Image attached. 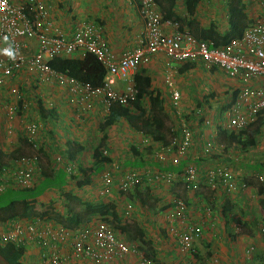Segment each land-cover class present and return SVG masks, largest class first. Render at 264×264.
Returning <instances> with one entry per match:
<instances>
[{"label": "crops", "instance_id": "obj_1", "mask_svg": "<svg viewBox=\"0 0 264 264\" xmlns=\"http://www.w3.org/2000/svg\"><path fill=\"white\" fill-rule=\"evenodd\" d=\"M12 1L15 4H20L25 0ZM41 1H43L49 8V16L47 20L51 24H53L55 29L60 34L64 36L71 34L78 22L84 20L85 18H90L89 16L91 15H95L94 18H92V21L99 24L103 28V33L105 35L108 47L116 57H118L127 48L135 46L142 37L143 20L138 11L137 0ZM258 1L259 0H244L245 10L248 18L250 19V23L257 18L264 16V9L260 7L264 4L262 2L258 3ZM224 2L225 0H200L192 16L195 21V26L206 28L210 24H213L216 32L220 35H223L227 31V6L224 7ZM100 5H104L107 11L98 10ZM171 11L179 17L187 18L184 0H173ZM261 11L262 14L259 15ZM163 30L168 31L169 26L163 27ZM20 41L22 42V53L24 55L31 56L36 52L37 42L35 39L25 37ZM165 63L166 57L163 53L159 52L151 55L148 57L147 61L144 64L140 65L136 69L133 77L135 75H144L148 77L150 80V90L153 89L154 91L157 90L159 92L161 105L164 108L165 112L169 114L168 118L172 119L173 126L171 129V133H173V137L177 136V134L179 133L178 125L180 119L184 118L187 121L193 133L192 144L188 149L187 154L181 159L179 164L175 166L169 165V167H162L154 157L155 152L158 149V144L155 145V141H153L150 136L134 131L129 125H127L125 121L120 120L115 124L107 127L105 131L107 135V139L105 141V144L107 146V149H105V151H107L105 155L110 157V162L97 165L94 163V161L91 164H87V161H85L84 163L79 162L78 165H81L83 168L96 166L97 169L101 167L98 172L90 175L88 184H85L81 187L77 186L78 188H83L84 192L86 191L84 190V187L87 186L89 187V189L92 188L94 179L96 180L97 178H99L100 172L106 168L113 171L132 169L133 166H139L138 168H135L138 170L151 169L145 164H147V162L154 161L157 164L156 166H160V170H164L165 168L164 171H167L171 170L170 167L178 168V166L181 165L180 169L182 172V168L184 167L186 162H191L195 163V165L197 166H202L203 162L209 160V158L201 154V144L205 139L211 138V136L213 135V139L217 141V132L218 128H220V113L225 109L230 108L228 105L232 100L234 93L240 89L242 84L238 80V78L228 76V74H226L221 69L215 67L208 68L198 60L186 62L183 64L173 62L170 67L166 66ZM166 81H170L174 90H177L179 93V100L177 101L176 105H172L170 88H168ZM123 84V80H118V82L116 83L118 87L122 86ZM261 84L262 82L260 80L258 82L252 83L253 86H258ZM11 92H15L19 97L21 96L20 98L23 99V102L21 103L23 108L28 105V109L26 110V112H24L25 109L24 111H19L18 104L16 102L14 103L13 100L11 101ZM31 95L33 97V100ZM46 98L48 99L46 100ZM234 98H236V95ZM45 101L49 102L47 106H45L44 104ZM148 103L149 102L146 96L141 99V104H143V106H148ZM11 106H14V108L16 109L15 112L17 113H14L11 117H9L7 111ZM86 107H89L90 109L86 110ZM171 107H176L177 109L174 112L168 111L167 108ZM51 108H53L54 112L52 114L53 117L51 114L46 115L47 113H45L48 109ZM42 113L47 116V118L45 119L46 121L50 117L57 119L59 121V126L62 129H78L77 133H79L81 131L80 127H82V129H86V132H88L90 135L92 134V136L100 137L101 132L98 127L103 119V115L106 113V110L96 99H87L83 103L75 102L73 98H70V95L67 93L66 88L59 86L54 82L45 83L41 80V76L39 73L27 72L25 67H22L19 70L15 71L10 78L6 79L5 84L0 87V150H2L5 154H9L12 150L18 148L20 149V151L22 150L25 153L27 151V147L29 146L27 144H24L21 139L24 138L23 135L25 136V132L23 134V131L26 129L27 124L33 122H42V125L47 128V123L44 124L45 120L40 117L42 116ZM259 116L261 117V123L257 127L256 134L254 135L255 144L254 147L252 146L253 151L257 153L256 155L250 154V150H252L251 148L247 149L249 148L247 147L244 150L241 149L238 145L235 148H229L227 150L228 153L224 155L225 157H221L217 154V158L210 159V162H212V165L216 163H224L225 165H228L231 168L234 176L236 177L237 182L244 181L243 178L250 175V177H257L259 181H262L261 183L264 187L263 178L259 175L256 176V174L251 171V168L255 167L258 164L256 163V161L264 160V112ZM34 118L36 119L34 120ZM206 119H209V121L212 123L211 125H216V127L213 129V127L211 126L209 127L208 125H204ZM17 123H19V126H17ZM13 126H17V128L20 127V130H15V132H19H17L14 138L13 135L15 132L13 133V135H10V129L14 128ZM44 127L41 129L43 134L42 136L45 135ZM55 127H57V124H55ZM39 129L40 127L38 126L37 138L38 140H41L40 147L44 152V154L41 155V160L43 158H46V156H50V158L52 159V157L55 155H52V152H57V150L54 149L55 145L58 146L59 144L58 147L61 148L60 150H64L66 141H63L61 143L59 139L58 144H47L45 141L46 135L44 137L40 136L41 130ZM124 134L128 136L142 135L144 139L148 140V142L147 140H144L145 144L142 145H144L145 147L149 146L150 144L154 146H149L147 147L148 149L145 148L144 152L142 151V148H140V143H143L144 141H139V138H137L135 142H131V145L134 144V149L135 151L139 152L141 158L135 156L134 158H131L130 161H127L128 158H123V155H127L128 150L124 151V148H122L120 141V139H123ZM90 135L86 137L82 135L78 137L76 135L80 140V144H82L85 149L91 145L85 144L86 139L89 138ZM14 139L15 142L13 143ZM90 139L92 140L93 138L90 137ZM98 140L96 142V146L98 144ZM11 143L14 144V146H12ZM163 143H168L165 140L164 134L163 142H161V144ZM129 146H126V148H130ZM152 148L154 149V151H151ZM241 150H243L244 154H240V152H242ZM63 158L64 163L67 164L69 160L65 157V155ZM5 159L6 160L4 164L13 166V163L15 161L14 159H11L7 156L5 157ZM252 162L256 165L253 166V164H251ZM51 163L52 169L50 168V171H54L56 168V166L54 165V160H51ZM73 164L74 173H65L67 174V176L76 175L77 178L79 177L74 181L76 186V182L81 179V175L77 171V164ZM150 164L152 165L153 163H149V165ZM248 165L250 169L247 168ZM261 167H263V165H261ZM154 168L159 169L158 167ZM202 169L204 168L202 167ZM171 171L175 173V177L179 176L177 177L179 180L175 181V179L174 182L170 185H167L165 183H161L158 185L154 183L152 184L147 181V179L145 180V177L142 178V180L145 181L143 185L145 184L150 188V194H152L153 197L158 198L157 202L155 203L158 204L157 209L160 211L157 214L152 211V219L150 217L149 219H151L152 225H154L155 230L157 229L160 233L165 232V234L170 235L166 239L162 240L159 234L155 230H152V235L155 238L154 240H152L154 243L152 244L154 247L151 245L152 253L158 256L162 251L165 250V255L168 257V264H191L195 261L193 257L194 254L204 253L203 248H206L208 252H205L204 256L208 255V258L205 257L207 259V263L249 264L250 257L248 256L247 252L251 248L250 245L255 242L257 233L255 232L256 230L253 229L250 225L251 221L249 224V222L246 220H252V215L254 214V212H256V215L260 214L262 218L264 217V212L260 206L261 196L259 197V200L257 202V200H255L257 195L252 194L250 196H246L243 193H239L240 189H236L233 193L226 192L223 186H219L218 189L212 191L213 193H211L210 195L203 194L202 191H196L192 193L183 187L180 180L181 173L179 175L175 168H173V170ZM263 171L264 169L261 168L260 173H263ZM205 172L206 171L204 170H200L201 174H204ZM76 176L74 177L76 178ZM202 176L203 175H201V177ZM42 177L43 176H38L39 179H42ZM201 177L199 178V180L201 179ZM177 182L179 183L180 191L176 189L175 185L178 184ZM257 185L258 183L249 186L251 187V193H256ZM154 186H156L157 188L161 187V189L158 190V192L161 191V194H157V190L153 188ZM97 187H99V185H97ZM128 194L130 193L120 195L118 194V192H116V190H114L112 196H116L113 197L112 204H114L116 207V199L118 198V195L126 196V199L124 200L125 204L130 201L132 203V200H134L135 197L129 198ZM42 195H46L45 191L42 193ZM91 196H93V193H91L88 197L90 198ZM144 196L145 197H143V199L148 198V195ZM160 196H164L166 202H164L162 198H160ZM176 197L182 198L186 203L185 213L181 218H176L174 216L176 212V206L173 200ZM16 202H19V200L14 201L13 206L16 204ZM139 205L142 206L143 201L142 204ZM54 211L57 210L54 209ZM19 212H22V207ZM15 214L17 213L15 212L11 215ZM3 215H10V213L7 214V212H3L2 210L0 212V216L3 217ZM138 215H140V212ZM16 218H18V216L6 219L12 220ZM0 221H3L1 220V217ZM44 222L45 224H52L51 222L54 223L56 221L44 219ZM183 224L198 225L201 228V234L192 243V249L190 251L181 250L180 245L178 246V231L181 229V226ZM176 225L178 226L175 228L174 226ZM246 227H249L250 229L246 230ZM148 228L150 229L151 227ZM251 229L254 235H251ZM174 230H177V232ZM121 237L127 243L133 244L128 242L122 236V234ZM137 240L140 241L139 239ZM257 242L259 243L260 241L257 240ZM139 244L142 243L140 242ZM20 246L22 248V252L19 259V264H40V248L36 244L35 240H25ZM136 247L141 253L145 254L144 251L139 248V246ZM152 260L154 261V258Z\"/></svg>", "mask_w": 264, "mask_h": 264}, {"label": "built area", "instance_id": "obj_2", "mask_svg": "<svg viewBox=\"0 0 264 264\" xmlns=\"http://www.w3.org/2000/svg\"><path fill=\"white\" fill-rule=\"evenodd\" d=\"M137 3L143 20L142 37L135 46L116 57L108 47L103 28L93 21L78 22L71 34L64 36L47 20L49 8L43 1L25 0L15 4L12 0H0V87L15 71L25 67L27 72L39 73L43 82H54L66 88L75 102L96 99L107 111L113 102L127 105L134 100L136 86L133 74L149 56L161 52L166 57L165 65L168 67L173 62L183 64L198 60L208 68L215 67L228 76L238 78L242 86L233 105L220 113L219 125L230 132L243 130L253 123L259 112L264 110V16L249 23L239 38L216 46L208 40L195 37L186 28L179 30L176 22L161 13L154 0H137ZM167 26L169 30L164 31L163 27ZM25 37L37 42V50L31 56L22 53L20 40ZM85 54L93 55L105 69L100 86L82 83L47 64L53 56L82 57ZM118 80L124 82L120 87L116 85ZM259 80L261 85H252ZM166 84L170 88L172 105H176L179 93L170 81H166ZM7 113L11 117L15 108L11 106ZM211 124L206 119L204 125L214 129L216 125ZM178 126V138L174 136L169 143L158 145L155 152V160L161 166L179 164L192 144L193 133L187 121L181 118ZM25 135L30 147L35 150L38 125L27 124ZM213 138L214 135L205 139L200 149L203 156L216 159L224 145ZM53 160L56 167L61 165L66 173H74V162L64 163L59 153L54 155ZM39 172L35 154L15 159L13 166L0 165V192L9 188H31L36 184ZM199 175H203L207 184L214 189L221 185L227 192H234L245 187V182H237L231 168L224 163H216L201 174L199 167L191 162H186L182 168L180 180L183 187L192 193L196 192L200 185ZM143 177L152 184L169 185L174 181L175 173L157 168L122 171L106 168L99 174V194H108L113 188L121 195L132 193L136 186L143 184ZM173 202L176 206L174 216L183 217L186 208L184 200L176 197ZM132 211L131 201L127 202L124 215L129 216ZM51 223L45 224L44 219L37 216H19L4 221L0 223V245L11 241L19 246L25 240H35L40 248V264H155L135 245L124 241L106 216H91L74 227ZM200 234V226L183 224L178 233L181 250L191 249Z\"/></svg>", "mask_w": 264, "mask_h": 264}, {"label": "trees", "instance_id": "obj_3", "mask_svg": "<svg viewBox=\"0 0 264 264\" xmlns=\"http://www.w3.org/2000/svg\"><path fill=\"white\" fill-rule=\"evenodd\" d=\"M161 13L169 18L170 20L177 23L178 29H188L191 34H193L197 38L205 39L210 41L213 45L221 46L229 43L231 40L239 38L242 35V32L250 23V19L247 16L245 10V2L244 0H229L227 3V31L220 35L216 32L215 27L213 24H210L206 28L195 26V21L192 18L193 13L196 9V6L200 0H184L185 11L187 14V18L179 17L178 15L174 14L171 11V6L173 0H154ZM164 4V5H163ZM47 64L52 69L56 70L57 72L63 73L69 77H72L82 83H90L92 86H100L102 83V79L105 74V69L103 66L95 59V57L91 54H85L82 57H63V56H53L47 61ZM135 86H136V93L134 100H131L127 105H120L118 103H111L108 107L106 113L103 115V119L99 124L98 129L100 130L101 134L98 140V144L95 150L94 156V163L102 164V163H109L110 157L106 156L103 152L107 149L105 141L107 139L106 129L107 127L115 124L116 122L123 120L129 125L134 131L148 135L152 138L153 141H161L163 142V130L165 129V113L164 108L161 105V99L159 96V92L153 89L150 90V80L148 77L144 75L133 77ZM5 84V83H4ZM238 92V91H237ZM232 97V100L229 103V107H231L235 100V95ZM16 103L19 105L21 104L22 98H20L16 93ZM147 97L148 99V106H143L141 104V99L143 97ZM14 107V106H13ZM44 110V109H43ZM16 111V109H15ZM264 110L259 112L260 114L263 113ZM16 113V112H15ZM45 113L53 114V108L48 109ZM40 116L42 119H46L47 116L44 113ZM53 117V115H52ZM35 123V122H33ZM261 123V117L258 115L256 120L246 126L243 130L240 131H226L224 129L218 128L217 132V141L219 143L224 144V153H228L227 150L229 148H235L239 145L241 149H245L250 146H254L255 144V134L258 125ZM37 124V123H36ZM38 125V124H37ZM38 136V135H37ZM178 136V134H177ZM21 141L24 144H27V151H20V149L16 148L12 150L9 154H5L2 150H0V165H6L5 157H10L11 159H18L21 156L35 154L37 158L38 165L41 162V155L44 154L43 150L41 149L40 145L36 143L37 147L35 150L29 145L26 135ZM38 139V138H37ZM129 152H132L137 157H140L139 152L135 151V146L132 144L129 146ZM84 146L80 144L75 139L67 140L65 142L64 150L57 151L63 157H65L74 163L78 162L79 164V157L83 155ZM148 149V148H147ZM146 149V151H147ZM107 151V150H106ZM105 151V152H106ZM77 164V163H76ZM76 165L78 173L81 175V179L76 182V186H84L88 184L90 175L93 173L98 172L101 167L96 169V166H89L87 168H83L81 165ZM181 165L178 168H175L177 173H181L180 169ZM40 168V165H39ZM170 169H173L170 167ZM39 176H43L40 180L41 182L44 178H47L48 174H45L44 171L40 168ZM40 181L36 182L34 186L28 188L29 191H35L36 197L40 195L46 187H49L47 180L43 183ZM143 183V182H142ZM178 183V182H177ZM140 184L133 189V192L128 194V197L131 198L136 195L138 196V200L142 204L144 195H148L150 202L155 203L157 202L158 198L152 196L150 188L144 187L140 188ZM221 186V185H220ZM64 191V192H63ZM62 191V197L65 199V206H66V213L61 214L57 211H54L53 206L48 203H36V197L31 198H22L19 200V203L22 204V212H16L15 215H8L6 218H12L16 216L20 217H29V216H37L40 219H49L52 221H56L61 223L64 226L74 227L81 223L83 220H87L91 216L102 214L109 218L110 223L113 227L119 231L120 233L124 232H131L132 236L136 239H139L142 244L146 245L147 248L149 247L148 240L143 239V233L141 230L137 229L136 227H131L129 229V221L126 223H121L118 212L115 206L109 202H88L80 200L77 196L73 195L71 192ZM144 191V192H143ZM264 187L261 182L258 183L256 186V193L258 195L263 194ZM143 193V194H142ZM14 201L11 199L8 202V205H12ZM27 201H32L31 204L27 203ZM185 202V201H184ZM80 204L83 207V213L73 212L72 209L69 207V204ZM186 204V203H185ZM260 206L264 212V199H260ZM264 220V217L262 218ZM3 222V221H0ZM131 230V231H130ZM22 248L19 245L11 241H7L4 245H0V257L7 263V264H19V259L21 257ZM145 253V256L153 259V255L149 253ZM256 264H264V253L258 254Z\"/></svg>", "mask_w": 264, "mask_h": 264}, {"label": "rangeland", "instance_id": "obj_4", "mask_svg": "<svg viewBox=\"0 0 264 264\" xmlns=\"http://www.w3.org/2000/svg\"><path fill=\"white\" fill-rule=\"evenodd\" d=\"M259 2H262L264 4V0H259L258 3ZM227 3H228V0H225L224 7L227 6ZM262 6H264V5H261L260 7L262 9H264V7H262ZM98 10L107 11L106 10V7L104 5H100L99 8H98ZM261 14H262V11L260 12L259 15H261ZM94 16L95 15H91V16H89L90 18H85L84 21H86V20L92 21L93 20L92 18H94ZM12 97H13V99H12ZM31 97H32V95H31ZM47 99L48 98H46V100ZM12 100H13L14 103L16 102L15 92H11V101ZM32 100H33V97H32ZM48 103L49 102L45 101V103H44L45 106H47ZM24 109H25V111H24ZM27 109H28V105H26L25 108H23V106L21 104L18 105V110L19 111H22L23 110L24 112H26ZM85 109L87 110V109H90V108L89 107H86ZM176 109H177L176 107L167 108V110L168 111H171V112H174ZM164 113L166 115L165 116V118H166L165 122L166 123H165V129L163 130V134L165 135V140L169 143L172 140V138H173V133H171V129H172L173 123H172V119L171 118H168L169 117V114L166 113L165 110H164ZM35 119L36 118H34V120ZM169 122H170V124H169ZM46 123H47V128L42 125V122L37 123V124L40 127L39 130H41L44 127V133L46 135L45 141H46L47 144H50V145L55 144V143L58 144V140L59 139H60L61 143L63 141L71 140V138L72 139H75V140H77L79 142L80 140L77 138V136L79 137L80 135H82V136L86 137V136H89L90 135L88 132H86V129L83 130L82 127H80L81 128V131L79 133H77L78 132L77 131L78 129H75V130H73V129H71V130L70 129H67L66 130V128L65 129H62L59 126V121L57 119H55V118H52V117H50L47 121L45 120V123L44 124H46ZM55 124H57V127H55ZM17 126H19V123H17ZM17 126H13L14 128L10 129V132H11L10 135H13V133L15 132V130H20V127L17 128ZM17 132H19V131H16L14 133L13 138L16 136ZM24 132H25V130L23 131V134H24ZM62 132H64V133H62ZM40 134H41L40 136L43 135L42 134V130L40 131ZM126 134H124L123 139H120V141H121L122 148H124V151L125 150L126 151L128 150V154L126 153L127 155H123V158L126 157V158H128L127 161H130V159L131 158H134L136 155L133 154L132 152H129V148H126V146L128 147L129 145H131V142L132 141L135 142V140H137V138H139V141H142V142L144 140H147V139H144V137L142 135H138V136L137 135L136 136H134V135L133 136H128ZM44 136H42V137H44ZM59 137H61V138H59ZM90 137H92L93 139L91 140ZM90 137L86 139L85 144L86 145L91 144V145L84 150L83 155L81 156V158L79 157V159H80L79 162L80 163H84L85 161H87V164H91L94 161L95 150H96V147H97L96 146V142H97L99 136H92V134H91ZM50 140H52V141H50ZM14 142H15V139H14L13 143ZM40 142H41V140H38L37 139L38 145H41ZM147 142H148V140H147ZM140 144H141V147L140 148H142V151H144V152H145V148H147L149 146H151V147L154 146V145H151L150 144L149 146L146 145L147 147H145L144 145H142V144H145V141L143 143H140ZM157 144L160 145L161 142H157L156 141L155 142V145H157ZM12 146H14V144H12ZM58 146H59V144H58ZM58 146L55 145V148H54L57 151H59V149H61ZM253 147L251 146V147H249L247 149H250L251 148L252 150H250V152H251L250 154L251 155L252 154L253 155H256L257 153L255 151H253ZM153 150L154 149L152 148L151 151H153ZM241 151L242 152H240V154L243 153V150H241ZM220 153L221 154H219V155L221 157H225L224 155H226V154L224 153V150H222ZM53 154H58V152H52V155ZM112 155H113V153H112ZM53 157L51 159L50 156H46V158H43L42 160H40L41 161L40 162V168L42 169V171L45 172V174H48V175H46L48 177L47 178H44V180L42 182L40 181L41 178L40 179L38 178L37 181H36V182L40 181L41 183H43L45 180H47V183L49 184V187H46L47 189L44 190L46 195H42V193L44 191L40 195H38L36 197V192L35 191H29L28 189H11V188L5 189L2 192H0V210L1 211L3 210V212H7V214L8 213L14 214L15 212H17V211H19L21 209V205L22 204H20L19 202H16V204L14 206L8 205V202L11 199H13V200H20V199H22L24 197L25 198L36 197L35 198L36 199V203H47V204L50 203L53 206L54 209H56L59 212H63V214H65L66 213L65 199L61 195L63 190L68 191V192H71L72 194H75V196L76 195L79 196L80 198L79 197L78 198L80 200H83V201H88V202H92V203H94V201L95 202L96 201H105V202H109V203H112L113 202V197L116 196V195L112 196V194L114 193V190H116V189L115 188L111 189L108 194H105L103 196L99 195V190L100 189H99V187H97V185L99 183V178H97L96 180L94 179V181H93L94 184L92 185V188L89 189V187L85 186L84 187V190H86V191L84 192L83 191V188H78L77 186H75L74 181L77 180L79 177L77 178L76 175H69V176H67V174L65 173V171H64V169L62 168L61 165H57V167L55 168L54 171H52V170L50 171V168L52 169L51 160H53ZM123 158H122V160H123ZM207 158H209V160H206L205 162H203L202 163V166H198V167H200V170L207 171L211 167H214L215 166V164L212 165L211 164L212 162H210V159H212V156H209ZM76 163L78 164V162H76ZM149 163H153V164L152 165L151 164L149 165ZM214 163H216V162H214ZM256 163H258L259 165L258 164L257 165L256 164H253V162L251 163V164H253V166H255V165L258 166V167L255 166V167L251 168V171H253V173L256 174V176L259 175L260 177H262L263 180H264V171H263V173H260V169L261 168L264 169V160L263 161H256ZM220 164H222V163H220ZM145 165L149 166L150 168L158 167L160 169V166H159L160 164L158 166H156L157 164L154 161L153 162H147V164H145ZM261 165H263V167H261ZM123 166H124V164H123ZM138 167L139 166H133L132 169H135V168H138ZM162 167H169V166H162ZM202 167L204 169H202ZM173 168H176V167H173ZM247 168L250 169L249 168V165H248ZM164 170H165V168H164ZM171 170H173V169H171ZM171 170H167V171L168 172H173ZM254 171H256V172H254ZM114 174H115V172H114ZM178 174H180V173H178ZM74 176H76V178ZM173 180L177 181L179 179L177 177H174ZM243 180L245 182V187L238 188V190L240 189L239 190L240 191L239 193H243L246 196H250L252 194L253 195H257V197L255 198V200H257V202H258L260 196H261V198L262 197L264 198V193H263V195H258L257 193H251L250 192L251 187H249L250 185H254V184L259 183V182H262V181H259V179H257V177H250V175H248L247 177H244ZM173 182L174 181H172V183ZM143 183H145V181H143ZM175 186H176V189L178 191H180L179 183L176 184ZM144 187H146L145 184L144 185H141L140 188L142 189ZM96 188H97V190H96ZM153 188H155L157 190L156 191L157 194H161V191L158 192V190L161 189V187H158L157 188L156 186H154ZM217 189H214L210 185H207L206 178L204 176H202L201 179H200V185H199V188L197 189V192L202 191L203 194H209L210 195L211 193H213L212 191L217 190ZM89 191H91V192H89ZM116 192H117V190H116ZM87 193H88V195H87ZM91 193H93V196H91L89 198L88 196ZM230 193H233V192H230ZM120 195H118V198L116 199L117 205L115 207V208H117L116 210L118 212V216H119L120 222L124 224L127 221H129V223H128L130 225L129 226V229L131 227H134L135 226L137 229L141 230L142 233H143V239L148 240V242H149V247L147 248L146 245L139 244L140 242L135 237L132 236L131 232L130 233L129 232H125L124 234L121 233L122 236L128 242L135 244V246H139V248L142 251H144L146 253H149V254H152L154 256L153 258H154V262L156 264H168L167 263L168 257L165 255V250L162 251V252L160 250L161 254H159L158 256H156L155 254H153L152 251H151V245L154 244L152 240L155 239L153 237V235H152L153 233L151 232L152 230H155L154 225H152V222H151V219H152L151 218V212L153 211V212H155L157 214L160 211V210L157 209L158 208V204L157 203H151V202H149L150 201L149 198H144L143 199V205L141 206V205H139L141 203L138 200V196L136 197V195H135V196H133V197H135L134 200H132L134 202V204L136 202L135 206H134V204L132 202V205H133V213H130L129 216H126V215H124V208H125L124 200L126 199V196H120ZM160 198H162V200L164 202H166V199H164V196H160ZM27 203L31 204L32 201H27L26 204ZM69 207L72 209L73 212H76L77 211L79 213H83V207L80 204H73V203H71V204H69ZM139 212H140L141 218H140V215H138ZM257 215H256V212H254V214L252 215L253 216V219L252 220H249V219L246 220V221L249 222V224H250V221H251V224L250 225L252 226L253 229L256 230L255 232L257 233V238L255 239V242L250 245L251 248L247 252L248 256L250 257L249 264H256L258 254L264 253V222L262 220L261 215L260 214H257ZM248 216H249V214H248ZM0 217H1V220L6 221L7 220L6 217H8V215H3V217L2 216H0ZM149 217L151 219H149ZM84 221L85 220H83L82 222H84ZM177 226L178 225H176L174 227L176 228ZM148 227H151V228L149 229ZM249 229H250L249 227H246V230H249ZM149 230H150V233H149ZM155 231L159 234V236L161 237L162 240H164L168 236H170L168 234H165V232L164 233H160L157 229ZM179 231H178V233H179ZM176 232H177V230H176ZM250 233H251V235H254V233L252 232V229H251ZM257 240L260 241V242L258 243ZM191 249H189V251ZM203 250H204V253L194 254L193 257H194V260L195 261L193 263H191V264H210V263H207V259L205 258V257L208 258V255H205L204 256L205 252H208V250H206V248H203ZM0 264H7V263L0 257ZM181 264H188V263H181Z\"/></svg>", "mask_w": 264, "mask_h": 264}, {"label": "clouds", "instance_id": "obj_5", "mask_svg": "<svg viewBox=\"0 0 264 264\" xmlns=\"http://www.w3.org/2000/svg\"><path fill=\"white\" fill-rule=\"evenodd\" d=\"M87 21H90V20H87ZM6 51H8V50H6ZM8 54L11 55V52L8 51ZM65 202H66V201H65ZM59 213L63 214V212H59Z\"/></svg>", "mask_w": 264, "mask_h": 264}]
</instances>
